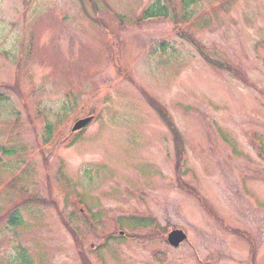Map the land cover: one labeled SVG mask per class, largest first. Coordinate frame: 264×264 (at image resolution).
<instances>
[{
    "label": "rangeland",
    "instance_id": "obj_1",
    "mask_svg": "<svg viewBox=\"0 0 264 264\" xmlns=\"http://www.w3.org/2000/svg\"><path fill=\"white\" fill-rule=\"evenodd\" d=\"M85 260L264 264V0H0V264Z\"/></svg>",
    "mask_w": 264,
    "mask_h": 264
},
{
    "label": "water",
    "instance_id": "obj_2",
    "mask_svg": "<svg viewBox=\"0 0 264 264\" xmlns=\"http://www.w3.org/2000/svg\"><path fill=\"white\" fill-rule=\"evenodd\" d=\"M91 118H84L78 120L74 125L73 129L78 130L81 129L84 125H86ZM186 239V234L178 229L172 230L167 235V242L172 246H178L179 243L183 242Z\"/></svg>",
    "mask_w": 264,
    "mask_h": 264
},
{
    "label": "trees",
    "instance_id": "obj_3",
    "mask_svg": "<svg viewBox=\"0 0 264 264\" xmlns=\"http://www.w3.org/2000/svg\"><path fill=\"white\" fill-rule=\"evenodd\" d=\"M157 13H161V11H159V12H157ZM146 15H152V13H151V11H146V13H145ZM153 14H155V13H153ZM213 64H214V66H221L220 64H218V63H216L215 62V60L213 59V62H212ZM171 125V124H170ZM180 141V140H179ZM176 144H177V142H176ZM182 142L180 141L179 142V144H177L179 147H182ZM14 215V214H13ZM10 220L12 221V223L13 224H17L18 223V220L16 219V218H14L13 216H11V218H10ZM86 261V260H85ZM87 262V264H89L88 263V261H86Z\"/></svg>",
    "mask_w": 264,
    "mask_h": 264
},
{
    "label": "flooded vegetation",
    "instance_id": "obj_4",
    "mask_svg": "<svg viewBox=\"0 0 264 264\" xmlns=\"http://www.w3.org/2000/svg\"><path fill=\"white\" fill-rule=\"evenodd\" d=\"M252 242L253 241L251 239L247 240L248 245L251 246V247H252V244H253Z\"/></svg>",
    "mask_w": 264,
    "mask_h": 264
}]
</instances>
